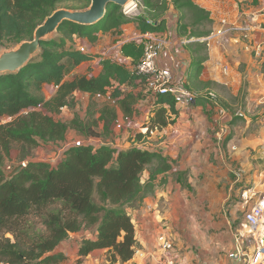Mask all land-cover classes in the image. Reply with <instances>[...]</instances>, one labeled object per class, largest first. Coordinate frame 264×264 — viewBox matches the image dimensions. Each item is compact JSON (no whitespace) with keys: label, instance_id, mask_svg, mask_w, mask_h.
<instances>
[{"label":"trees","instance_id":"1","mask_svg":"<svg viewBox=\"0 0 264 264\" xmlns=\"http://www.w3.org/2000/svg\"><path fill=\"white\" fill-rule=\"evenodd\" d=\"M196 1L137 0L144 10L137 17L112 5L99 24L66 21L41 43L40 53L29 64L17 73L0 76V123L3 118L11 119L0 124V264H65L68 255L59 248L78 233L83 234L79 262L97 250H106L105 264H125L134 258L137 237L130 210L138 208L152 192L154 180L171 169L160 152L136 144L151 131L173 124L179 104L170 94L158 95L151 117L144 123L147 133H138L128 149L108 145L117 107L126 118H133L136 106L148 99L145 77L111 59L100 62L96 76L67 77L71 68L93 59L76 47L75 40L85 37L95 42L96 32L109 33L131 22L143 34L161 32L171 6L180 14L178 34L201 40L210 35L206 28L213 20ZM90 5L91 0H0V47L14 49L32 41L37 28L59 9L86 10ZM144 48V44L126 43L121 53L135 67ZM206 49L205 43L198 44L197 53ZM207 60L200 54L191 58L187 78L191 90L201 92L191 83L199 80ZM261 73L264 76V61ZM47 85L57 88L49 100L43 91ZM78 92L110 102L102 106L92 102L83 118L76 111ZM197 96L203 99V95ZM65 109L73 111L69 121L57 117ZM71 131L103 143L66 146L55 165L34 160V152L41 146L66 145ZM23 162L26 166L9 178L8 165ZM146 171L148 181L143 180Z\"/></svg>","mask_w":264,"mask_h":264},{"label":"crops","instance_id":"2","mask_svg":"<svg viewBox=\"0 0 264 264\" xmlns=\"http://www.w3.org/2000/svg\"><path fill=\"white\" fill-rule=\"evenodd\" d=\"M196 2L211 13L213 23L221 20L217 3L212 0ZM227 3H232L236 23L240 21V5H246V24L242 22L241 26L248 30L250 41L252 32L257 34L254 35L256 41L264 37V0H227ZM179 20L180 14L171 6L166 12V28L161 32L143 34L137 24L131 22L109 33L96 32L95 42L85 37L77 38L76 47L84 54L92 55L93 59L77 66L67 77L96 76L101 70L100 62L104 59L130 64L131 59L121 53L122 46L126 43L145 44L149 35L160 39L164 44L160 64L170 68L178 79L187 80L192 54L187 40L178 34ZM214 30L215 33L222 30L219 22H216ZM229 39L236 46L234 61L240 65L247 60L250 71L264 79L261 70L256 68L263 63L264 58H261L262 55H252L257 46L259 50H263L264 40L252 44L245 40ZM212 41L208 53L210 56L214 45ZM220 44L231 45L226 39ZM259 59L263 61L259 63ZM203 66L200 80L205 78L206 65ZM239 75L242 80V74ZM250 76L254 77L253 74ZM56 90L53 85L45 86V98L51 99ZM260 92V95L263 94L264 89ZM77 94L83 95L79 92ZM85 96L90 98L89 95ZM105 102L109 103V98H105ZM82 106L85 109L84 104ZM79 107L77 105L76 111H79ZM152 109L153 104L148 99L136 106L133 118H126L122 109L117 107L118 118L112 126L113 133L115 124L122 120L127 121L130 127H135L133 139H125L126 145H118L119 149L130 148L138 133H147L144 123L149 121ZM178 110L173 124L153 135L145 136L140 144L141 147L160 152L168 160L171 169L160 174L153 182L152 192L143 203L130 210L136 227L137 252L125 264H157L162 256L156 243L160 233H166L174 241L181 264H240L229 258L236 249L242 248L244 252L242 235L238 233L243 222L239 212L245 208L242 193L248 191L252 196V203L264 195V139L255 140L251 134L241 138L238 134L233 135L229 129L226 139H221L228 126L223 134L220 131L215 135L208 104L204 99H199L190 106L180 104ZM65 112L71 113L73 118L72 110L65 109L61 115ZM61 115L60 119L63 118ZM64 150L60 151L59 159L63 157ZM42 161L56 164L47 159ZM145 177V181H148V171L145 172ZM82 235L78 233L71 236L76 238L65 247L67 249L64 252L68 255L65 264H76V261L78 264H105L106 250L94 251L79 262L78 249ZM139 252L145 255L144 258L137 254Z\"/></svg>","mask_w":264,"mask_h":264},{"label":"rangeland","instance_id":"3","mask_svg":"<svg viewBox=\"0 0 264 264\" xmlns=\"http://www.w3.org/2000/svg\"><path fill=\"white\" fill-rule=\"evenodd\" d=\"M212 1H214V3H217L218 5L220 11V13H218L220 14L221 20H215L211 26L206 28V30L210 32V35L207 38L201 40L186 39V43H188V48L191 50V54L194 59V57H198L199 54L204 56L206 55L208 57L210 43L215 37V40L212 41V44H214L212 45V55H209L208 60L204 63L206 65L205 78H203V80H195L191 83V86L193 88V84H195L201 92H197L198 90L193 91H195L197 94L199 93L200 95H203V99L207 101L208 109L210 111V117L213 121L212 125L215 135L217 134V132L221 131L222 127H224V124H227V131L223 134L221 139H223L224 137L226 139L229 129L230 132L232 131L233 135L238 134L239 136H241V138L251 134L255 140H263L264 105H262V99H264V96L261 95H264V93L261 95L259 93H261V89H264V79L255 76V73L250 71V65L247 63V60L246 62H241L240 65H238V63L234 61L233 53H235L236 46L234 43H232L233 41H231L229 37L233 40L240 39L247 42H252V44L257 42L260 43L261 40H264V37H262L263 39L261 38L260 40L256 41L254 35L256 36L257 34L255 32H252L250 41L248 38V30H244L242 28L241 24L242 22L243 24H246L245 20L247 17V7L245 4L243 6L240 5V9H238L240 12V21L239 23H236L234 22L235 14L233 15V6L231 5L232 3H227V0ZM124 12L130 17H137L138 15L143 13L144 10L142 9V7H138V3L136 2L135 7H132V9H124ZM216 22L220 23V27L222 29L221 31H218V33H215L216 31L214 30ZM225 39L230 42L231 45H221L220 43H222ZM201 43H205V45H207V49L198 54V44ZM258 48L259 47L257 46L256 51H252L253 56H263V50L261 51V49L259 50ZM9 50L12 49L0 47V55L3 52ZM259 60V63L263 61V59ZM189 61L191 62V59ZM242 61H244V59ZM257 67L262 70V63L256 66V68ZM256 68H254V71ZM74 69L71 68L68 74H71ZM239 73L242 74V80L240 79ZM251 74H253V78L252 76H250ZM211 94H213L220 101L221 107H224L226 109L227 115H223L220 111V108L216 106L213 101H209L207 99V97ZM92 102L96 103V105L98 106H102L106 103L105 98L103 97L98 96L95 99H91L86 97L85 95H79L78 103L80 107L78 109V114L85 118L87 115L86 109L88 108V106L90 107V105L93 104ZM83 104L85 106V109L82 106ZM61 117H63V121H69L72 119V115L69 112L63 113ZM9 121H11L10 118H3L0 124L7 123ZM126 122L127 121L122 120L121 122H117L115 124L113 133V135H115L110 139V141H107L108 143L112 142L115 146L119 147L118 145H126L127 142L125 141V139H133L132 133L134 132L135 127H130ZM124 134L126 136L123 137ZM89 140L90 138H86L83 135L71 131L67 136L66 145L51 144L48 146H41L34 152V160L42 161L43 159H47L55 163L59 159L60 151L64 150L66 146L87 143L89 142ZM11 164L16 165V167L19 166L17 163H10L9 165ZM143 180H146L145 174L143 175ZM247 210L248 208L245 207L239 212V217H241V221L243 222L240 224L241 227L238 229V233L242 235L244 247L243 253H245L247 256H250V254H253L254 252V247L251 246V237L249 238V236H245L246 223L244 218ZM75 238L76 236L71 237V239L66 241L64 245L62 244L60 246L59 250H66L67 248L65 247L69 245V242L75 241ZM76 243H78V241ZM229 259L232 258L230 257ZM242 259L243 264H247V257L242 256ZM76 264H78L77 261Z\"/></svg>","mask_w":264,"mask_h":264},{"label":"built area","instance_id":"4","mask_svg":"<svg viewBox=\"0 0 264 264\" xmlns=\"http://www.w3.org/2000/svg\"><path fill=\"white\" fill-rule=\"evenodd\" d=\"M163 48L164 44L160 39L148 35V39L145 43L144 55L140 62L135 67L132 66L131 62L130 64L122 63V65L135 71L138 76L145 77L144 93L148 95V99L151 100L153 106L158 95L166 94L174 96L179 105L190 106L196 104L198 101L197 93L187 86V80L178 79L174 76L170 68L160 64L159 60ZM207 99L213 101L215 105L220 108L223 115H227L226 109L221 107L220 101L213 94L208 96ZM226 127L227 124H224V127L221 129V134L226 131ZM157 131L159 130L151 131L149 135H153ZM89 142V144H94V142L99 144L103 143L102 140L95 138H90ZM107 144L114 146L112 142ZM136 145L139 146L140 144L137 143ZM21 166L25 167L26 163L23 162ZM15 168L16 165H8L6 171L10 173ZM242 198L244 200V206L248 208L245 213V236L251 237V246L254 247V252L250 254V256H247L243 253L242 248L236 249V251L231 254V258L243 264L242 256H245L248 259L247 264H264V195L259 197L254 203H251L252 196L250 197L248 191H244L242 193ZM156 243L160 251H162V256L157 264H181L176 255L175 243L166 233L157 235ZM137 254L142 258L145 256L140 252Z\"/></svg>","mask_w":264,"mask_h":264},{"label":"water","instance_id":"5","mask_svg":"<svg viewBox=\"0 0 264 264\" xmlns=\"http://www.w3.org/2000/svg\"><path fill=\"white\" fill-rule=\"evenodd\" d=\"M112 5L132 9L136 6V0H91V5L86 10L59 9L55 11L37 28L32 41L23 42L17 48L0 55V76L6 73H17L29 64L40 53L41 43L53 37L64 22L69 21L82 26L99 24ZM144 18L148 19L147 16ZM21 170L22 166H17L8 174V177H13Z\"/></svg>","mask_w":264,"mask_h":264}]
</instances>
